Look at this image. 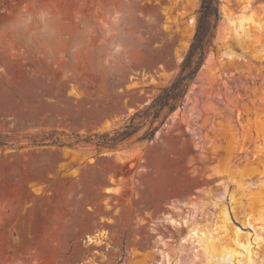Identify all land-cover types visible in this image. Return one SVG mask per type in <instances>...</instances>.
Instances as JSON below:
<instances>
[{"label":"rangeland","instance_id":"374dc122","mask_svg":"<svg viewBox=\"0 0 264 264\" xmlns=\"http://www.w3.org/2000/svg\"><path fill=\"white\" fill-rule=\"evenodd\" d=\"M200 3L0 0V264H239L207 261L170 220L206 211L223 184L230 195L236 179H264V0L245 11L262 28L242 37L228 18L243 5L216 0L212 45L153 137L146 123L114 147L83 141L112 135L172 80ZM242 219L230 211L264 264V231Z\"/></svg>","mask_w":264,"mask_h":264},{"label":"bare ground","instance_id":"6f19581e","mask_svg":"<svg viewBox=\"0 0 264 264\" xmlns=\"http://www.w3.org/2000/svg\"><path fill=\"white\" fill-rule=\"evenodd\" d=\"M239 1L243 5V11L237 18H232L229 15L228 23L232 27L234 34L238 37H242L247 32V28L249 26L252 25L259 30L262 28L263 23L261 16L256 18L253 14L245 12L250 0ZM188 23L193 29L194 23L192 17L189 18ZM261 127L264 131V123ZM228 152L230 153L231 151L229 150ZM242 179L243 178L235 180L236 185L230 195L227 193L228 185L226 184H223L221 188L210 193L207 197L209 200L214 202L213 206H210L212 208L206 206V211L199 212L198 209L195 208L197 205L194 209L192 208L194 205H190L191 207L188 205L184 215L181 217V220H170V222H176V224H178L177 226H179V224H183L187 228L188 235L197 236L203 245L204 256L207 261L225 260L229 256L230 260L233 259L239 264L255 263V260L253 259L254 253L250 246L249 237L246 236V238H242L240 233L241 230L238 227L231 226L230 211L234 212L237 217L243 218V225H250L252 227L257 226L259 231H264V179L261 180V184L257 189H255V187H257L256 184H243ZM107 189L110 190V188ZM236 191L241 192L242 196L246 199L244 200L241 197L235 199L233 193ZM226 194L229 195L228 203H234L230 208L228 207L227 200L225 199ZM221 230L225 231L227 235H225L226 239L222 242L219 240L220 237L217 238L213 234L214 232ZM254 239L256 241L258 240L256 237ZM86 240L88 242H99V240L95 239L94 236H87ZM239 248H243L245 250L244 253H242Z\"/></svg>","mask_w":264,"mask_h":264},{"label":"trees","instance_id":"16d2710c","mask_svg":"<svg viewBox=\"0 0 264 264\" xmlns=\"http://www.w3.org/2000/svg\"><path fill=\"white\" fill-rule=\"evenodd\" d=\"M219 17V11L216 0H201L197 10V23L192 40L186 54L180 62L179 70L172 80L163 86L142 108L136 110L128 122L122 127L116 129L112 135L109 133L94 134L86 136L83 141L92 142L98 147H114L130 138L140 127L148 123L147 129L141 138L150 139L153 137L156 129L172 112L180 100L184 97L187 89L201 68L206 54L212 45L214 37L215 22ZM157 122L158 124H155ZM52 139V137H49ZM53 143L64 144V142L55 138ZM80 141L77 139L78 142ZM2 144V141H0ZM71 144V143H67Z\"/></svg>","mask_w":264,"mask_h":264},{"label":"water","instance_id":"95a60500","mask_svg":"<svg viewBox=\"0 0 264 264\" xmlns=\"http://www.w3.org/2000/svg\"><path fill=\"white\" fill-rule=\"evenodd\" d=\"M147 103H148V102H147ZM147 103H146V104H147Z\"/></svg>","mask_w":264,"mask_h":264}]
</instances>
